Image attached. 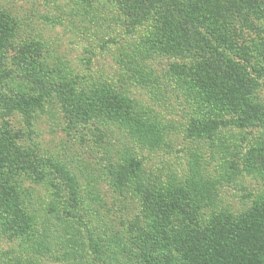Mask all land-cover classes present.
Returning a JSON list of instances; mask_svg holds the SVG:
<instances>
[{"label": "rangeland", "instance_id": "1", "mask_svg": "<svg viewBox=\"0 0 264 264\" xmlns=\"http://www.w3.org/2000/svg\"><path fill=\"white\" fill-rule=\"evenodd\" d=\"M0 9L16 21L13 50L0 63L8 70L3 72L8 93L40 91L12 60L15 50L35 41L49 67L48 86L71 81L73 98L84 101L113 89L127 99L133 115L129 123L103 113L82 121L68 109L71 96L56 90L30 123L18 110L0 105V129L9 127L25 149L75 174L81 203L70 206L58 175L47 181L24 176L34 226L22 236L5 227L0 215V264H141L133 238L149 226L145 190L173 195L188 188L202 223L218 214L237 216L264 201V172L252 171L245 161L251 146L264 144V127L221 126L212 139L191 135L193 119L221 114L179 74L195 62L192 53L150 47L152 20L131 25L116 0H0ZM256 23L252 29L238 22L237 32L241 43L257 52L263 47L264 16ZM259 81L254 99L264 105V71ZM138 113L143 121L156 122L151 134L146 127L138 130ZM132 157L141 161L140 172L117 182L114 175ZM91 239L102 246L101 255ZM171 253L183 264L175 250Z\"/></svg>", "mask_w": 264, "mask_h": 264}, {"label": "trees", "instance_id": "2", "mask_svg": "<svg viewBox=\"0 0 264 264\" xmlns=\"http://www.w3.org/2000/svg\"><path fill=\"white\" fill-rule=\"evenodd\" d=\"M129 17L131 25L152 20L150 47L170 54L192 53L195 62L183 66L179 74L195 88L202 102L215 108L221 117L197 118L189 124L194 136L214 138L221 126L264 127V105L254 99L264 71L263 47L249 48L240 41L237 23L256 29V20L264 16V0H116ZM16 21L0 9V63L13 50ZM12 60L26 78L36 82L38 93L7 92L4 71L0 69V105L18 110L30 123L37 109H42L52 90L68 96L69 110L82 121L96 113L124 122L133 119L127 99L113 89H102L94 100L75 97L71 81L51 87L44 81L46 67L38 42L31 41L15 50ZM1 65V64H0ZM98 92V91H97ZM74 93V95H73ZM67 100V98H66ZM139 114V115H138ZM136 124L146 134L156 129V122L143 121L138 113ZM223 116H229L227 119ZM154 135V134H153ZM9 127L0 129V215L4 226L19 235L32 231L33 216L26 210L27 194L22 178L47 181L50 174L62 178L70 206L79 208L77 178L54 159L25 149L14 139ZM264 144L251 146L245 161L252 171L264 172ZM47 159V160H46ZM124 169L114 175L123 182L138 175L142 163L129 158ZM186 187L176 194L145 190L143 202L150 221L146 231L134 236L141 264H178L175 250L183 264H264V201H256L246 212L215 215L202 223ZM189 198V199H188ZM94 253L101 255L99 242L90 240Z\"/></svg>", "mask_w": 264, "mask_h": 264}]
</instances>
